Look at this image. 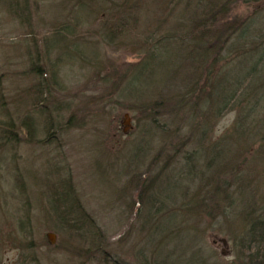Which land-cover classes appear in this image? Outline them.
I'll list each match as a JSON object with an SVG mask.
<instances>
[{
  "label": "rangeland",
  "instance_id": "1",
  "mask_svg": "<svg viewBox=\"0 0 264 264\" xmlns=\"http://www.w3.org/2000/svg\"><path fill=\"white\" fill-rule=\"evenodd\" d=\"M9 3L0 0V127L12 120L16 140L5 141L0 128V264H108L102 249L123 264H241L233 234L241 230L239 221L179 211L193 199L192 179L206 161L201 151L193 160L188 155L192 121L177 106L175 77L155 68L132 83L126 96L109 86L105 76L126 70L137 56L84 34L96 21L77 28L86 40L83 51L55 71L48 60L56 53L48 55L44 41L51 27L65 20L73 0H26L25 22L10 14ZM242 7L235 9L236 17L251 14ZM255 18V29L264 31V13ZM32 63L40 73L31 74ZM181 63L169 68L177 70ZM39 83L47 89L38 95ZM40 99H45L41 105ZM154 103L150 112L141 107ZM124 113L132 126L126 134ZM26 116L32 118L33 136L24 126ZM234 117L229 111L217 118L208 139L223 134ZM62 174L99 226L100 249L74 229L59 227L52 195L61 191ZM171 219L169 234L163 222Z\"/></svg>",
  "mask_w": 264,
  "mask_h": 264
},
{
  "label": "trees",
  "instance_id": "2",
  "mask_svg": "<svg viewBox=\"0 0 264 264\" xmlns=\"http://www.w3.org/2000/svg\"><path fill=\"white\" fill-rule=\"evenodd\" d=\"M240 3L242 9H251V14L236 17ZM6 9L21 21L29 19L26 0H10ZM261 12L264 0H73L65 20L54 24L44 41L46 53H56V59L45 60L53 61L57 71L60 62L73 59L80 45L86 44L77 28L87 27L88 21L90 27L96 21L93 30L83 33L137 56L126 70H113L105 76L109 86L126 96L132 91V83L155 68L162 67L164 74L175 77L177 106L183 118L192 121L193 148L188 155L193 160L201 151L206 161L205 168L197 170L192 179L196 183L190 195L193 199L189 205L181 204L179 211L187 208L212 220L239 221L241 230L233 234L241 264H264V31L254 26ZM177 60L182 65L170 69ZM28 67L33 75L40 71L33 63ZM164 67L170 70L166 73ZM46 89L39 83L36 93L43 94ZM43 100L37 103L41 105ZM157 104L141 107L150 112ZM229 111L235 112L231 124L223 134L209 140L214 121ZM24 120L28 135L33 136L32 118L26 116ZM14 125L7 119L0 127L5 141L16 140ZM189 165L196 169V164ZM254 171L256 176L249 178ZM58 187L61 191L52 196H56L59 227L67 232L74 229L72 232L100 249V228L74 195L69 178L62 174ZM193 200H197L196 207ZM177 218L178 213L174 227ZM163 223L169 234L173 233L172 219ZM174 229L177 235L178 229ZM101 251L108 264H123Z\"/></svg>",
  "mask_w": 264,
  "mask_h": 264
},
{
  "label": "water",
  "instance_id": "3",
  "mask_svg": "<svg viewBox=\"0 0 264 264\" xmlns=\"http://www.w3.org/2000/svg\"><path fill=\"white\" fill-rule=\"evenodd\" d=\"M131 127V117L128 113H124L122 121V132L126 134L128 131L131 130ZM48 240L50 243L53 242V234H48Z\"/></svg>",
  "mask_w": 264,
  "mask_h": 264
}]
</instances>
